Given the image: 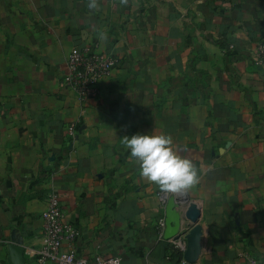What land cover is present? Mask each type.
Returning a JSON list of instances; mask_svg holds the SVG:
<instances>
[{
    "label": "crops",
    "instance_id": "obj_1",
    "mask_svg": "<svg viewBox=\"0 0 264 264\" xmlns=\"http://www.w3.org/2000/svg\"><path fill=\"white\" fill-rule=\"evenodd\" d=\"M98 2L0 0V264L19 242L35 263L52 191L78 231L63 249L91 260L264 264V0ZM73 47L117 59L86 105L61 82ZM136 134L172 136L201 169L177 208L203 226L195 263L164 239V193L122 143Z\"/></svg>",
    "mask_w": 264,
    "mask_h": 264
},
{
    "label": "built area",
    "instance_id": "obj_2",
    "mask_svg": "<svg viewBox=\"0 0 264 264\" xmlns=\"http://www.w3.org/2000/svg\"><path fill=\"white\" fill-rule=\"evenodd\" d=\"M252 59L264 63V42H259L251 53ZM117 59L110 53L90 47H73L67 57V69L62 77V84L74 90L79 101L86 105L90 100L99 96L100 82L111 76ZM79 121H73L67 126V133L73 137L79 128ZM170 196L164 193L161 200L165 203ZM44 241L41 247L32 250L34 264H45L56 261L58 264H124L119 256H97L91 260L86 255L76 253L75 249L64 250L65 243L72 245L77 237V228L65 219L61 201L56 192L48 195V206L43 213ZM181 249H185L186 241L183 236L178 239ZM249 264H259L256 257L248 256Z\"/></svg>",
    "mask_w": 264,
    "mask_h": 264
},
{
    "label": "clouds",
    "instance_id": "obj_3",
    "mask_svg": "<svg viewBox=\"0 0 264 264\" xmlns=\"http://www.w3.org/2000/svg\"><path fill=\"white\" fill-rule=\"evenodd\" d=\"M128 6L129 0H119ZM90 10L99 11L98 0H88ZM104 39V36H101ZM123 145L140 166V175L155 184L163 193L179 196L188 193L200 183V171L190 159L177 154L170 135L124 136Z\"/></svg>",
    "mask_w": 264,
    "mask_h": 264
},
{
    "label": "water",
    "instance_id": "obj_4",
    "mask_svg": "<svg viewBox=\"0 0 264 264\" xmlns=\"http://www.w3.org/2000/svg\"><path fill=\"white\" fill-rule=\"evenodd\" d=\"M188 197L168 196L165 201V232L164 239L177 240L184 237L186 244L184 249V259L189 263H195L203 251V226L198 222V218L187 216L184 218L177 210L178 206L186 205ZM185 228V229H181ZM18 244L9 245V261L13 264H26L25 248Z\"/></svg>",
    "mask_w": 264,
    "mask_h": 264
},
{
    "label": "trees",
    "instance_id": "obj_5",
    "mask_svg": "<svg viewBox=\"0 0 264 264\" xmlns=\"http://www.w3.org/2000/svg\"><path fill=\"white\" fill-rule=\"evenodd\" d=\"M170 253H171V258H173L175 261H177V260H182V258H183V254H182V252L181 251H179L178 249H176V248H172L171 250H170Z\"/></svg>",
    "mask_w": 264,
    "mask_h": 264
}]
</instances>
